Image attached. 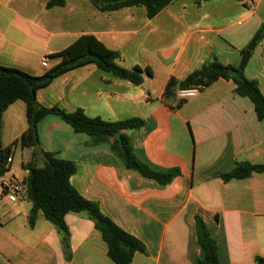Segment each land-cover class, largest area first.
Here are the masks:
<instances>
[{"label": "crops", "instance_id": "obj_1", "mask_svg": "<svg viewBox=\"0 0 264 264\" xmlns=\"http://www.w3.org/2000/svg\"><path fill=\"white\" fill-rule=\"evenodd\" d=\"M0 0V66L41 76L58 65L55 54L84 35H93L121 54L126 69L150 67L136 86L88 63L72 69L37 92L40 105L78 109L90 118L119 122L144 120L125 131L140 161L156 171L179 169L166 187L126 171L109 144L95 145L56 115L38 127L41 149L75 162L71 184L102 213L141 240L146 254L131 264H197L203 257L196 217L206 222L220 264H257L264 259V174L225 182L219 175L238 163L264 164V120L253 102L219 80L174 110L163 100L168 82L185 80L212 58L238 66L242 51L264 29V0H176L153 19L145 7L101 12L90 0ZM49 57V66L42 61ZM245 75L264 95V39ZM28 129L27 106L13 103L3 115L2 145L10 147ZM20 155V167L16 157ZM34 149L18 145L10 170L25 183L23 168ZM38 167L44 163L37 154ZM1 178V177H0ZM32 203L22 194L14 204L0 186V264H116L102 234L86 214L70 213L66 256L58 229L40 214L34 227Z\"/></svg>", "mask_w": 264, "mask_h": 264}, {"label": "trees", "instance_id": "obj_2", "mask_svg": "<svg viewBox=\"0 0 264 264\" xmlns=\"http://www.w3.org/2000/svg\"><path fill=\"white\" fill-rule=\"evenodd\" d=\"M101 12H114L127 7H145L148 18L153 19L176 0H90ZM211 0H197L198 3ZM64 0H52L48 8L64 6ZM264 39V29H261L252 41L243 49L241 63L238 66L222 64L217 58L206 62L199 70L190 74L185 80L179 81L172 78L165 89L163 100L170 104L174 110H179L186 100L177 97L181 89L193 86L210 87L219 80L232 82L235 93L250 99L254 106L257 118L264 120V95L258 83L250 80L245 75V69L257 46ZM61 58L58 65L51 68L41 76H32L20 69L0 66V177L10 170L9 158L13 157L14 149L20 145L24 148H33V160L23 165L30 171L26 186V197L32 203L29 223L34 227L38 216L42 214L47 221L52 223L62 237V245L66 256L69 253V231L65 217L70 213L86 214L95 224L96 229L102 234L108 247V255L116 264H131L136 254H146L145 244L119 227L109 217L105 216L97 202L85 199L71 184V178L78 173L75 162L63 160L55 153L44 152L39 136V124L49 115H56L70 125L76 133L87 134L93 144H109L112 152L120 161L126 171L140 174L146 179L153 180L161 187L172 183L180 175L179 169L167 172L156 171L139 160L134 152L131 138L124 133L144 126L145 122L139 118L119 122H108L99 117L90 118L83 110L67 112L60 107L47 108L37 101V92L50 85L54 79L62 74L94 63L102 72L116 76L119 79L140 86L144 82L143 73L152 77L150 67L126 69L119 64L121 54L109 49L93 35H84L76 40L65 50L53 56ZM18 100L27 106L28 129L20 139L10 147L2 145L3 115L8 108ZM42 153L44 163L38 167L37 154ZM34 170V172H33ZM254 174H264V164L253 165L248 162L238 163L227 174L219 175L225 182L243 180ZM197 235L203 250V257L197 264H220L218 247L206 222L201 216L196 217ZM257 264H264V259L258 257Z\"/></svg>", "mask_w": 264, "mask_h": 264}, {"label": "built area", "instance_id": "obj_3", "mask_svg": "<svg viewBox=\"0 0 264 264\" xmlns=\"http://www.w3.org/2000/svg\"><path fill=\"white\" fill-rule=\"evenodd\" d=\"M50 58L46 57L42 61V66L47 68L49 66ZM206 88L204 86H193L188 89H181L177 92V97L181 100H189L197 97ZM12 163V158H9L8 164ZM0 186L4 195L10 202L16 203L22 194H26V186L23 182L18 180L15 176H2L0 178Z\"/></svg>", "mask_w": 264, "mask_h": 264}, {"label": "rangeland", "instance_id": "obj_4", "mask_svg": "<svg viewBox=\"0 0 264 264\" xmlns=\"http://www.w3.org/2000/svg\"><path fill=\"white\" fill-rule=\"evenodd\" d=\"M20 163H21V157H20V155H17V157H16V165L18 167H20Z\"/></svg>", "mask_w": 264, "mask_h": 264}, {"label": "water", "instance_id": "obj_5", "mask_svg": "<svg viewBox=\"0 0 264 264\" xmlns=\"http://www.w3.org/2000/svg\"><path fill=\"white\" fill-rule=\"evenodd\" d=\"M33 172H34V170H33Z\"/></svg>", "mask_w": 264, "mask_h": 264}]
</instances>
